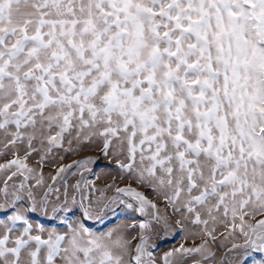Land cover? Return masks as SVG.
I'll return each mask as SVG.
<instances>
[{"label":"snow or ice","instance_id":"obj_1","mask_svg":"<svg viewBox=\"0 0 264 264\" xmlns=\"http://www.w3.org/2000/svg\"><path fill=\"white\" fill-rule=\"evenodd\" d=\"M0 148V264L214 259L207 239L156 255L189 224L226 227L220 264L264 254V0H0ZM100 156L130 181L115 195L84 176ZM121 206L139 219L90 226Z\"/></svg>","mask_w":264,"mask_h":264},{"label":"rangeland","instance_id":"obj_2","mask_svg":"<svg viewBox=\"0 0 264 264\" xmlns=\"http://www.w3.org/2000/svg\"><path fill=\"white\" fill-rule=\"evenodd\" d=\"M36 147H40L39 143L37 142ZM65 147L67 145L65 144ZM26 148L25 145L20 146V154L23 155V152ZM3 149L0 148V151ZM99 153L95 148H89L88 150L84 152H78L75 154L72 153H65L63 149H54L53 152L48 155L46 163L43 165V172L45 174V178L47 179L49 174L55 175L56 168L60 166V164H71L74 160L83 159L87 156H98ZM60 156H64V159L61 161L59 159ZM11 154L9 155H3L0 156V163H4L5 161L11 159ZM39 160V155L37 153H33V156L28 160V163L30 166L37 167V161ZM91 172L84 171V176L92 182L96 188L103 189L107 184H113V188L109 189L106 192V195L112 196L115 195V186L123 187L130 183L127 179H121L120 178V170L118 167L113 163L110 164L107 159L100 156L96 163L93 165H90ZM81 170H77L75 167L69 170L68 173H65V177L69 184H75L78 180H81L82 177L80 175ZM75 172V175H72V173ZM51 183V181H48ZM60 183L58 179V184ZM149 197H152L151 193H147ZM98 195V193H96ZM158 203H160L158 201ZM160 206L163 207L162 203H160ZM119 211V217L112 223H109L107 227L100 229L102 225L95 224L90 225L93 227L94 230H107L108 228L116 227L117 225H125L128 223H131L133 219H139V216L137 213H134L130 210L124 209L123 206H121V209ZM206 218V217H204ZM262 217L257 216L256 219H260ZM32 219L34 221L42 223L44 220H46L43 217H39L37 215H33ZM247 219V217H246ZM255 223V221H252ZM238 223V221H237ZM46 227H57L60 228L61 225L59 222H54L53 225ZM212 222H209V227L211 228ZM216 232L214 235L216 236V240L212 241L210 238L203 236L202 233V226L201 225H193L189 224L188 228L184 232H180L179 230H176L174 233L170 232L168 237L165 239L163 236H161L160 239L156 241L157 244H159V248L156 250V255L162 256L164 252L169 251L173 248H179L181 244H183L186 248L194 247L195 245H198L202 242V240L207 239L208 240V246L211 249V251L215 252V257L212 260L203 261L202 264H220L221 258L224 256V254L227 252V249L231 247V237H229L228 240H225L224 237L228 235V230L226 227L222 224L217 223L215 225ZM132 235H135V232H131ZM242 239V238H241ZM223 241V246H221V242ZM236 242H241V240H237ZM201 260V257L199 254H193L184 259L183 264H194V261ZM264 260V254L252 252V255L248 257V259L245 261V264H254L255 261Z\"/></svg>","mask_w":264,"mask_h":264},{"label":"trees","instance_id":"obj_3","mask_svg":"<svg viewBox=\"0 0 264 264\" xmlns=\"http://www.w3.org/2000/svg\"><path fill=\"white\" fill-rule=\"evenodd\" d=\"M42 223L45 224V225H48V226H51V225L54 224V222L49 221V220H44ZM107 226H108V224H107V225H103V226H101L100 229H103V228H105V227H107Z\"/></svg>","mask_w":264,"mask_h":264}]
</instances>
